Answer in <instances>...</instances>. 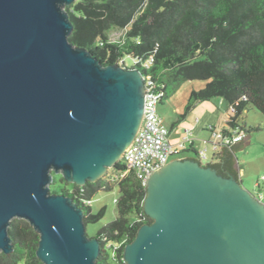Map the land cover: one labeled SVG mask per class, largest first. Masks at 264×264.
<instances>
[{
    "label": "water",
    "instance_id": "1",
    "mask_svg": "<svg viewBox=\"0 0 264 264\" xmlns=\"http://www.w3.org/2000/svg\"><path fill=\"white\" fill-rule=\"evenodd\" d=\"M77 0H0V254L23 220L39 235L43 264H100L84 212L54 195V175L96 183L121 162L141 128L144 75L102 65L70 41ZM215 165L173 160L154 172L143 202L151 224L124 250L126 264H264V203Z\"/></svg>",
    "mask_w": 264,
    "mask_h": 264
},
{
    "label": "trees",
    "instance_id": "2",
    "mask_svg": "<svg viewBox=\"0 0 264 264\" xmlns=\"http://www.w3.org/2000/svg\"><path fill=\"white\" fill-rule=\"evenodd\" d=\"M66 12L73 25L69 41L102 65L123 64L124 57L130 56L139 61L136 67L142 72L140 65L153 58L148 74L163 90L160 105L183 83L206 81L203 90L191 93L187 111L221 99L229 110L237 111L229 115L225 135L236 128L247 135L259 130L241 126L240 121L250 109L264 117V0H77ZM116 31L123 36L113 42L109 35ZM190 152L201 162L196 150ZM208 166L227 176L218 165ZM110 173L118 178L108 181L105 176L82 188L54 175L50 192L70 197L83 210L88 226L100 222L106 210L93 214L87 204L100 192L117 187L118 218L95 238L103 245L98 263L110 264L111 250L114 264H126V245L152 220L143 208L146 187L135 174L126 170L123 161ZM9 236L14 251L0 254V264H43L36 256L40 237L29 223L12 221Z\"/></svg>",
    "mask_w": 264,
    "mask_h": 264
},
{
    "label": "rangeland",
    "instance_id": "3",
    "mask_svg": "<svg viewBox=\"0 0 264 264\" xmlns=\"http://www.w3.org/2000/svg\"><path fill=\"white\" fill-rule=\"evenodd\" d=\"M123 36V32L116 31L109 35L111 41H119ZM123 65L132 69L136 66V62L130 56L124 57ZM208 82L206 81H188L183 83L178 90L172 94L162 105L158 106V112L167 127H172L174 124L178 125L177 129H188L196 122V117H204L208 111H201L203 107L211 105L212 102H203L200 104L202 108H198L196 111H187L191 93L193 91L203 90ZM220 102L221 99H216V102ZM228 106L225 103L223 105V111H215L217 115V132L223 131V129H229L223 120L229 118ZM221 125L225 128H221ZM240 125H246L247 128H257L258 131L252 132L248 137L251 139V143L244 147L242 150L236 153L240 166L243 169V186L253 195L264 197V117L255 109H250L243 114ZM186 135L178 132L172 134V140L184 139ZM182 141V140H181ZM181 143V142H180ZM188 145V144H187ZM205 148V147H204ZM203 146L201 150L204 149ZM210 154V152H209ZM183 154H179L175 157H182ZM192 158L196 159V156L192 153ZM198 160V159H196ZM173 161V160H171ZM170 161V162H171ZM203 166L208 165L207 161H201ZM110 171V170H109ZM108 171V172H109ZM119 189L115 187L111 192H100L90 203L87 204L92 210L93 214H98L102 209L106 210V214L103 219L96 223L87 226V235L89 238H95L98 232L106 225L115 221L118 218V208L116 200L119 199ZM130 221H133V217H129ZM110 255L109 263L114 264L112 260V251L108 250ZM24 264V263H21Z\"/></svg>",
    "mask_w": 264,
    "mask_h": 264
},
{
    "label": "built area",
    "instance_id": "4",
    "mask_svg": "<svg viewBox=\"0 0 264 264\" xmlns=\"http://www.w3.org/2000/svg\"><path fill=\"white\" fill-rule=\"evenodd\" d=\"M135 62L137 66L139 61ZM153 63L154 59L151 58L140 65L145 84L143 123L134 142L125 151L122 160L126 170L133 172L145 187L154 172L170 163L174 156H177L181 150L185 149L186 144L193 145L190 132H188L187 136L182 140L178 149H175L170 142V129L165 126L158 112V106L162 102L164 93L154 79L148 74ZM236 112L235 108H230L228 114L234 116ZM212 133L218 147L230 148L242 142L247 137L246 132L239 128L230 129L229 133L226 135L223 131H212ZM198 155L201 161H206L208 159L207 149L204 148L200 150ZM110 171L105 175L108 177V181H111L112 178H118V176H113ZM258 198L264 203L263 196H259ZM107 249H110V245L107 246Z\"/></svg>",
    "mask_w": 264,
    "mask_h": 264
},
{
    "label": "crops",
    "instance_id": "5",
    "mask_svg": "<svg viewBox=\"0 0 264 264\" xmlns=\"http://www.w3.org/2000/svg\"><path fill=\"white\" fill-rule=\"evenodd\" d=\"M210 102H212L211 105L207 107H203V109L201 110V111H208L207 115L202 118L201 116L195 115L196 122L186 130H183V128L182 129L180 128V130L179 128L177 129L178 125L174 126L175 124L170 128V127H167L166 124L164 123L165 126L170 129V142L175 147V149L179 148L180 142H182L181 140L183 139H181L180 141L176 139L172 140L173 133L176 134L180 132L187 136V133L190 132V138L193 141V145L186 144L185 149L180 151L179 154H183L182 157L177 158L174 156L172 160L192 158L191 156L192 152H190V149H194L197 152H199L203 146V148L205 147L207 149L208 159L206 161L208 163L215 164L220 159L222 155V150L224 149L226 150V152L228 153V155L230 156L233 162L235 177L238 178L243 184L244 182H243L242 176H243L244 171L240 166V161L236 153L242 150L244 147H247L251 143V139L247 135V137L242 142L237 143L230 148L218 147L214 141V136L212 133V131L217 132L216 129H217L218 118H217V115L215 116V111H223V105L225 104V102L223 100H221L220 102L219 101L216 102V99ZM200 104L202 103L197 104L191 111H196L198 108H202V107H198V106H201ZM223 121L225 124H227L228 119L223 120ZM222 127L223 126L221 125V128Z\"/></svg>",
    "mask_w": 264,
    "mask_h": 264
}]
</instances>
